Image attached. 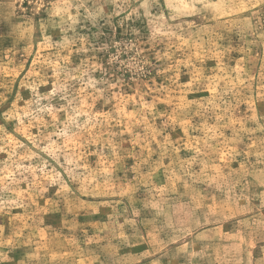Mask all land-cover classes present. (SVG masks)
<instances>
[{"label":"rangeland","instance_id":"rangeland-1","mask_svg":"<svg viewBox=\"0 0 264 264\" xmlns=\"http://www.w3.org/2000/svg\"><path fill=\"white\" fill-rule=\"evenodd\" d=\"M0 264H264V0H0Z\"/></svg>","mask_w":264,"mask_h":264}]
</instances>
